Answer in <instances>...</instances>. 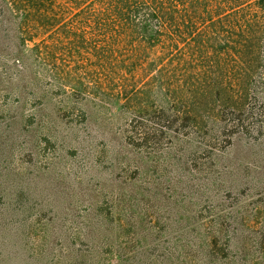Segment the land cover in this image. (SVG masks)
Masks as SVG:
<instances>
[{
    "label": "trees",
    "instance_id": "obj_1",
    "mask_svg": "<svg viewBox=\"0 0 264 264\" xmlns=\"http://www.w3.org/2000/svg\"><path fill=\"white\" fill-rule=\"evenodd\" d=\"M0 25L1 34L13 30L18 48L35 44L44 66L36 78L51 79L68 102H114L124 128L113 157L142 174L118 183L111 212L93 207L88 227L97 226L100 243L74 264H259L239 246L235 212L199 242L188 237L180 245L164 233L173 230L145 228L141 199L149 193L148 152L167 138L159 157L173 164L194 147L201 151L202 141L249 140L264 131V0H0ZM16 55L26 70L24 55ZM113 215L123 224V231L114 227L122 243L108 240ZM257 244L264 246L263 236Z\"/></svg>",
    "mask_w": 264,
    "mask_h": 264
},
{
    "label": "rangeland",
    "instance_id": "obj_2",
    "mask_svg": "<svg viewBox=\"0 0 264 264\" xmlns=\"http://www.w3.org/2000/svg\"><path fill=\"white\" fill-rule=\"evenodd\" d=\"M10 32L0 33V264H74L100 243L97 226L88 227L93 207L111 212L118 183L142 174L113 157L115 134L124 128L114 102H68L51 79L36 78L44 66L35 58V44L18 48ZM17 53L24 55L26 70L15 64ZM80 108L93 117L85 118ZM200 144L201 151L194 147L173 164L159 157L169 138L149 150L152 163L143 176L149 193L141 199L145 228L173 230L164 232L167 238L187 245L188 237L199 242L223 215L235 212L239 246L264 264V246L257 244L264 239V131L249 140L233 136ZM113 217L108 240L122 243L123 224ZM227 223L234 227V219Z\"/></svg>",
    "mask_w": 264,
    "mask_h": 264
}]
</instances>
